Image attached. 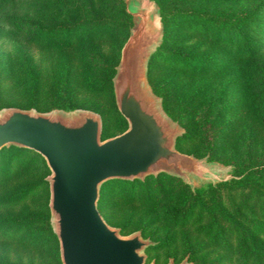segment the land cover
Listing matches in <instances>:
<instances>
[{
    "label": "rangeland",
    "instance_id": "1",
    "mask_svg": "<svg viewBox=\"0 0 264 264\" xmlns=\"http://www.w3.org/2000/svg\"><path fill=\"white\" fill-rule=\"evenodd\" d=\"M122 1L0 0V110L83 108L105 116L107 138L125 132L112 87L134 27L122 14ZM138 1L167 17L150 82L186 130L177 150L223 165L227 183L199 180L191 189L161 176L134 188L119 185L104 190L101 212L125 236L142 231L159 243L148 251L147 264H179L189 255L191 264H264V0ZM195 17L226 24L229 36L223 28L222 37L230 45ZM102 25L120 27L109 34L96 28ZM70 31L84 37L72 49L58 44ZM237 33L250 41L252 54L242 52ZM177 57L186 59L183 66L174 64ZM192 61L207 71L188 70ZM35 84L37 93L30 88ZM17 157L26 166L0 186V225L19 223L23 231L0 238V264H61L45 231L50 194L42 181L50 174L36 155ZM234 165L245 173L235 177ZM20 193L18 204L2 206ZM33 234L40 238L35 246L21 242Z\"/></svg>",
    "mask_w": 264,
    "mask_h": 264
},
{
    "label": "water",
    "instance_id": "2",
    "mask_svg": "<svg viewBox=\"0 0 264 264\" xmlns=\"http://www.w3.org/2000/svg\"><path fill=\"white\" fill-rule=\"evenodd\" d=\"M125 4L134 27L113 79L118 111L128 123L125 132L103 140L101 116L86 110L0 111V150L15 146L34 151L50 170L51 225L62 264H147L146 251L155 242L140 231L122 235L99 212L105 183L144 181L159 174L181 179L191 189L199 180L213 185L227 181L221 177L223 165L177 150L176 141L185 131L166 115L147 76L163 37L159 8L138 0ZM168 264L177 263L170 259Z\"/></svg>",
    "mask_w": 264,
    "mask_h": 264
},
{
    "label": "trees",
    "instance_id": "3",
    "mask_svg": "<svg viewBox=\"0 0 264 264\" xmlns=\"http://www.w3.org/2000/svg\"><path fill=\"white\" fill-rule=\"evenodd\" d=\"M121 5H122V8H121L122 9V14H124L131 21L134 20L133 17L130 16L127 13L125 2L122 1L121 2ZM159 11H160V19H161V22L163 24V37H162V42H161L160 46L156 49L155 53L151 56V58L149 60V64H148V70H147L148 82H149V85H150L153 93H154V90H153V88L151 86L150 75H151V71H152V66H153L154 60L157 58L158 54L160 52H162V50L164 49V44H165V40H166V29H167V17L164 15V13H163V11H162L161 8H159ZM179 16H182V17H185V18L186 17L187 18H191L192 17V15H189V14H181V15H178L177 17H179ZM195 18L198 19L199 23L206 22L208 24H211V26L213 27V29L217 30V32L214 34L215 35L214 36L215 39L218 40V41H222L224 43H227V45H230V44H228V41H224L225 39H223V37H222L223 28H226L225 29V33H227V36H229V34H228L229 33V29H227L228 27H226V24L214 23L213 21H211L209 19H201V20H199L198 17H195ZM132 25H133V23H132ZM97 27L100 29L99 32H102L103 31L105 33H109V34L111 33L112 34V33H115L120 26L119 25H107V26L102 25V26H96V28ZM207 32L210 33V35L212 34L211 33V29L210 30H207ZM101 34H92V35H90V37L92 39H98L99 37L101 39H103L104 37ZM236 36H237V38H239L240 42H243L245 44V47L243 48L242 52H246L249 55L252 54L253 50L251 49V43H250V41L245 36H241L239 33H237ZM81 38L84 39V37H80V35L76 31H74V32L68 33L65 36V39L59 40L58 41V44H60L61 46L63 45V46H65L68 49L69 48L72 49L73 46H74V44H75V42H77L76 40H78V39L82 40ZM176 60L177 61L174 64H176L177 66H183V64H184V62H185L186 59L183 58V57H177ZM172 62H174V61H172ZM196 64H198L196 61H192L191 64L187 65V68H189L188 70L194 71L196 73H198V72H206L207 71V68H208L207 66H204V67L203 66H200L199 67ZM115 74H116V70H115ZM114 77H115V75H114ZM112 87H113V79H112ZM30 88L32 89V92L33 93H37V84L32 85ZM113 95H114V89H113ZM114 100H115V95H114ZM161 104H162V108H163L164 112L166 113V115L169 118H171V120H172L173 119V116L171 115V112L168 109V106L166 104V100H165L164 97H161ZM115 106H116L117 112L119 113L118 108H117V105H116V101H115ZM6 108H12V107H6ZM6 108H4V109H6ZM19 109H22V108H19ZM1 110H3V109H1ZM23 110H25V109H23ZM77 110H85V109H83V108L80 109L79 108ZM77 110H71L70 112H74V111H77ZM35 111H38L40 113H49V112H51V111L41 112L39 110H35ZM86 111H88V110H86ZM94 113L99 114L101 116V118H102V126H103V129H102V139L103 140H106L108 138H111V137H108V138L106 137L108 131H107V125H106V118H105V116L103 114L99 113V112H94ZM119 115L122 118V120L125 122V124H126V130H127V128H128L127 121L123 118V116L120 113H119ZM184 131H185L184 134L181 137H179L177 139V141H176V148L178 147L179 142L182 140V138L186 134V130L185 129H184ZM5 153L6 154L8 153L9 155H6ZM29 154L30 155L31 154L36 155V157L39 158V160H41L44 163L46 169L48 170V173L50 174V170H49V168H48V166L46 164V161L39 154L35 153L34 151H31V150H28V149H24V148L15 147V146L6 147V148H3V149L0 150V186L7 179H9L11 177H14L15 175L17 176L18 173L21 172L25 168L26 161H21L20 162L18 160L19 158L17 156L25 155L26 157H30ZM208 160L209 161H212L210 159H208ZM244 173H245V170H243L241 167H239L237 165H234L233 166V174H234L235 177L241 176ZM161 176H164V177H167V178H170V179H174V180L176 179V180L182 181L181 179H178V178H175V177H171V176L166 175V174H159L158 176H150V177H147L144 181H140V180H134V181L113 180V181H109V182L105 183L104 185H102L101 190H100V199H99V202H98V209H99V212L101 213V215L103 216V218L105 219V221L109 224L107 218L102 214L100 208H101V205H102L103 193H104V190L106 188H112V189L113 188H119V185H128V187L130 186V187L134 188V186L137 185V184H144L147 180H149L151 178L154 179V178H158V177H161ZM47 178L44 179L42 181V183L44 185H47V187L49 188V183L47 181ZM183 183H185V182H183ZM226 183H227V181L222 182V183H218V184H216V186L217 185H223V184H226ZM40 184L41 183H38L36 185H33L25 193L28 194V195H30L31 193H33L40 186ZM211 185H213V184H211ZM111 186H114V187H111ZM21 194L23 196V193L16 194L13 197H11L9 200L4 201L3 203L1 202L3 204L2 206L3 207H10V206H13V205L18 204L20 198L22 197ZM49 194H50V189H49ZM44 222H45V231H46L47 234H49L50 240H52L55 243V245L57 246L58 254L60 256L59 241H58V238H57L56 234L54 233L53 228H52V225H51V213H50L49 205H48V218L47 219H44ZM109 225H111V224H109ZM13 226L14 227H10L8 225H6V226L0 225V238H11V236L14 237V236H18L19 234H22V231H23L22 228L23 227L19 223L14 224ZM120 231H121V234L124 235L121 229H120ZM140 232L142 233L143 238L150 239L153 242H155V245L152 246V247H149L147 249L146 253H148V251L150 249L155 248V247L158 246L159 243L155 239H153L151 237H146L143 234L142 231H140ZM38 241H40V238H39L38 235H35V234H33L32 236L30 235V237L29 236L28 237H25L24 239L21 240L22 243L23 242H26L28 244L30 243L31 246H35ZM188 260H190V255L188 257ZM60 261H61V259H60Z\"/></svg>",
    "mask_w": 264,
    "mask_h": 264
}]
</instances>
